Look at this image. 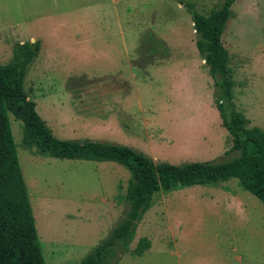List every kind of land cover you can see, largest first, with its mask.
<instances>
[{
    "label": "rangeland",
    "instance_id": "obj_1",
    "mask_svg": "<svg viewBox=\"0 0 264 264\" xmlns=\"http://www.w3.org/2000/svg\"><path fill=\"white\" fill-rule=\"evenodd\" d=\"M174 1L0 0V64L11 60L15 44L30 38L40 42L23 89L60 140L127 146L172 165L225 160L235 155L226 154L231 138L214 106L213 79L183 7L192 4L207 15L222 0ZM114 12L119 13L115 18ZM230 12L221 40L234 72L233 102L251 127L264 129V0H236ZM146 20L151 29L142 32ZM137 31H152L170 43H158L156 52L144 53L149 57L133 69L115 68L127 78L128 112L121 124L71 121L70 98L78 97L73 107L78 112L102 113L101 75L110 71L105 61H81L77 55L83 51L71 50L132 47L138 44ZM8 121L44 262L79 264L123 216L130 174L113 162L41 154L23 145L21 121L9 113ZM141 238L150 241V248L131 255ZM117 257L116 264H264V204L236 179L157 192L128 252Z\"/></svg>",
    "mask_w": 264,
    "mask_h": 264
},
{
    "label": "trees",
    "instance_id": "obj_2",
    "mask_svg": "<svg viewBox=\"0 0 264 264\" xmlns=\"http://www.w3.org/2000/svg\"><path fill=\"white\" fill-rule=\"evenodd\" d=\"M235 1L222 0L207 15L198 13L192 4L183 5L192 21L197 52L213 79L214 106L231 138L232 145L226 154L235 155L225 160L172 165L154 162L127 146L56 138L23 89L25 75L38 54L40 42L14 45L11 60L0 64V264H45L8 113L23 125L24 146L60 160L113 162L130 174L123 216L79 264H116L117 253L128 252L137 224L151 207L157 192L169 193L179 186H214L236 179L245 191L264 204V130L249 127V121L236 110L228 51L221 40ZM149 248L150 241L141 238L130 253L141 256Z\"/></svg>",
    "mask_w": 264,
    "mask_h": 264
},
{
    "label": "crops",
    "instance_id": "obj_3",
    "mask_svg": "<svg viewBox=\"0 0 264 264\" xmlns=\"http://www.w3.org/2000/svg\"><path fill=\"white\" fill-rule=\"evenodd\" d=\"M172 1H174V0H172ZM174 3L177 5V8L181 7L180 5L182 3H179L180 5L177 4L175 1H174ZM116 14L119 15L118 12H114V15H113L114 18L116 17ZM143 18L144 17H142V20H143ZM151 24H153V23H151ZM141 26H142L141 28H143V29H140L142 32H144L143 30H145L146 28L148 30L151 29V26H150V23L148 20H146L145 23H141ZM142 32L141 33L139 31L136 32V37H137L136 41L138 44H136L132 47H129L126 44H123L121 46L84 45V46L78 47L81 49L71 50V52H77V53H79V50L83 51V54L77 55V58H80L81 61L91 62L93 60H97V61L103 60L110 67V71H107L105 74L101 75V78H103V79L100 82L104 84V89L102 92L103 96H101L103 99V107H104L102 113H93V112L89 113V111L88 112H78V111L74 110V108H73L75 106L74 100L78 99V97H74L75 99L70 98L71 105L70 106L68 105L69 107L66 108V110L68 113V117L71 121L76 120V121H80L81 123H85L86 120L87 121L89 120L90 122L97 120V121H101V124L105 125V126L110 125L111 123H113L115 125L121 124L120 117L125 116L128 112V108H127L126 101H125V98H126L125 95L127 93L123 89L127 83L126 82L127 78H124V75H122V74H124V72L117 71V70H115V68H120L119 66H123V65L126 66L127 65V67L129 66L130 69H133V68H135L134 65H136V63L142 62L144 58H148L149 56H151L148 53L156 52V50L158 49V43H161V42L162 43H167V42L170 43V39H163L161 41L159 38L160 35L158 36L156 33H153L152 31H149L148 34H144ZM30 39H29V41H26V42H34L32 40L30 41ZM19 44H22V43H19ZM40 47H41V44H40ZM39 51H40V48H39ZM39 51H38V53H39ZM130 52H131V54H130ZM144 53H147L149 56H147ZM37 56H38V54L36 55V57L31 62L29 68L32 65H34L33 62L37 58ZM112 69H114V70H112ZM129 76H133L132 72H130ZM233 76H234V72L231 71V80H232L231 90L233 89V87L235 85V82L233 81ZM99 79H97L98 82H99ZM132 83H134L133 80H132ZM238 86H240V85H238ZM232 96L234 99L233 94H232ZM61 104H60V106L63 108L64 104L63 103H61ZM249 127H251L250 121H249Z\"/></svg>",
    "mask_w": 264,
    "mask_h": 264
}]
</instances>
